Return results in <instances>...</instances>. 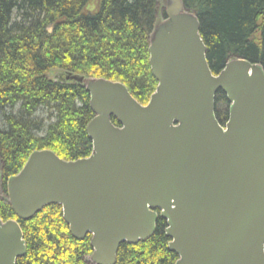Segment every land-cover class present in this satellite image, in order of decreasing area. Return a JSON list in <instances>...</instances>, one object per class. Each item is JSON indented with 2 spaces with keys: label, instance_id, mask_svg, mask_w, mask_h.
<instances>
[{
  "label": "water",
  "instance_id": "obj_1",
  "mask_svg": "<svg viewBox=\"0 0 264 264\" xmlns=\"http://www.w3.org/2000/svg\"><path fill=\"white\" fill-rule=\"evenodd\" d=\"M162 1L149 102L120 81L59 75L90 93L93 150L74 160L34 150L8 178L9 203L23 220L61 205L75 238L92 235L93 264H115L120 245L148 240L159 218L176 264H264V67L236 57L214 73L198 16L183 0ZM219 91L230 104L225 124ZM26 252L20 222L0 215V264Z\"/></svg>",
  "mask_w": 264,
  "mask_h": 264
},
{
  "label": "trees",
  "instance_id": "obj_2",
  "mask_svg": "<svg viewBox=\"0 0 264 264\" xmlns=\"http://www.w3.org/2000/svg\"><path fill=\"white\" fill-rule=\"evenodd\" d=\"M183 1L200 20L214 73L236 57L264 67V0ZM165 15L160 0H0V215L22 226L27 252L17 264H93L92 235L75 238L61 205L20 219L6 196L7 181L34 150L51 149L67 160L93 150L90 93L59 75L120 81L139 102H149L158 85L150 37ZM229 105L219 91L216 115L222 124ZM167 226L159 218L148 240L122 243L115 264H176Z\"/></svg>",
  "mask_w": 264,
  "mask_h": 264
},
{
  "label": "rangeland",
  "instance_id": "obj_3",
  "mask_svg": "<svg viewBox=\"0 0 264 264\" xmlns=\"http://www.w3.org/2000/svg\"><path fill=\"white\" fill-rule=\"evenodd\" d=\"M161 1V3H162V6L164 7V3H163V1L162 0H160ZM58 72L59 71H56V73L55 74H50L51 76H52V78L54 79L55 77H56V75L58 74ZM0 185H1V177H0ZM0 190H1V187H0ZM0 194H1V192H0Z\"/></svg>",
  "mask_w": 264,
  "mask_h": 264
},
{
  "label": "flooded vegetation",
  "instance_id": "obj_4",
  "mask_svg": "<svg viewBox=\"0 0 264 264\" xmlns=\"http://www.w3.org/2000/svg\"><path fill=\"white\" fill-rule=\"evenodd\" d=\"M2 180V179H1ZM0 187H1V190H0V192L2 191V181H1V185H0ZM5 194H3V196H4ZM6 196L8 197V191H7V193H6ZM5 197V196H4ZM8 201H9V199H8ZM11 219H13V218H11ZM9 220V219H8ZM5 221H7V220H5Z\"/></svg>",
  "mask_w": 264,
  "mask_h": 264
}]
</instances>
